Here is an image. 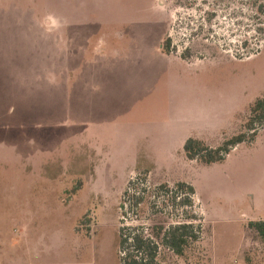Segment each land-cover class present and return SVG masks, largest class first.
<instances>
[{"label":"rangeland","instance_id":"rangeland-1","mask_svg":"<svg viewBox=\"0 0 264 264\" xmlns=\"http://www.w3.org/2000/svg\"><path fill=\"white\" fill-rule=\"evenodd\" d=\"M263 96L264 0H0V264H124L132 233L152 264H264V126L222 163L184 150ZM179 222L184 255L157 235Z\"/></svg>","mask_w":264,"mask_h":264},{"label":"trees","instance_id":"trees-1","mask_svg":"<svg viewBox=\"0 0 264 264\" xmlns=\"http://www.w3.org/2000/svg\"><path fill=\"white\" fill-rule=\"evenodd\" d=\"M171 44L172 39L170 37L163 42V48L168 53L171 50ZM250 112L251 115L247 122V131L240 132L227 138L218 147H211L204 140L190 137L184 145L186 157L189 160H199L207 165L224 162L227 155L235 147L248 140H253L256 137L258 127L260 125L264 126V96L259 97L252 103ZM144 178L146 180V176ZM132 183L133 181L131 184ZM177 187L179 189L178 193H175L168 184H162L159 189L166 191V195L169 196L170 200L173 199L177 205L192 206L193 195L196 193L195 187L185 182L178 183ZM141 190L142 189L136 190L134 193V195L136 194L135 198L137 204L144 201V192L147 190V187H144V191ZM126 193L128 195L129 190L126 191ZM188 193L190 195H188ZM130 197L132 196L130 195ZM250 226L256 229L264 240V220L251 221ZM197 234L198 231L196 230V226L192 222H179L167 229L162 228L157 232V235L163 238L164 244L173 249L179 255H184L185 249L190 242V238H197ZM120 244L124 250L128 246L134 247L133 251L129 250L125 252L123 257L124 264H152L155 262L159 246L153 241V239L147 237L143 233H132L129 235L121 234ZM142 252H148V255L145 253L141 254ZM146 256H148V258Z\"/></svg>","mask_w":264,"mask_h":264},{"label":"crops","instance_id":"crops-1","mask_svg":"<svg viewBox=\"0 0 264 264\" xmlns=\"http://www.w3.org/2000/svg\"><path fill=\"white\" fill-rule=\"evenodd\" d=\"M161 50V49H160ZM167 56V55H166ZM197 136H193V137H195V138H199V139H201L200 137H198V136H201V135H198V134H196ZM202 135H203V133H202ZM202 140V139H201Z\"/></svg>","mask_w":264,"mask_h":264}]
</instances>
